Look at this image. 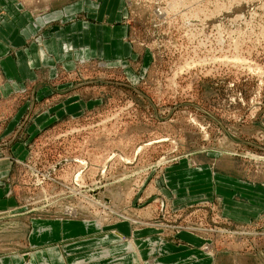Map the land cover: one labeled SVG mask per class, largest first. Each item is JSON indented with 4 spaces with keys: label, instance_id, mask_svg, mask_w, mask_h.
Wrapping results in <instances>:
<instances>
[{
    "label": "rangeland",
    "instance_id": "1",
    "mask_svg": "<svg viewBox=\"0 0 264 264\" xmlns=\"http://www.w3.org/2000/svg\"><path fill=\"white\" fill-rule=\"evenodd\" d=\"M31 1L15 5L51 8ZM123 2L129 57L76 59L0 95V222L75 219L109 235L127 222L126 239L185 232L217 262H263L264 0ZM178 170L193 178L172 184ZM5 236L0 255L19 246ZM154 250L144 260L165 264Z\"/></svg>",
    "mask_w": 264,
    "mask_h": 264
},
{
    "label": "crops",
    "instance_id": "2",
    "mask_svg": "<svg viewBox=\"0 0 264 264\" xmlns=\"http://www.w3.org/2000/svg\"><path fill=\"white\" fill-rule=\"evenodd\" d=\"M48 1L50 9L33 15L25 7L33 3L31 0H22L25 6L20 7L15 0H0L1 96L10 97L25 83L38 81L44 72L50 78L59 67L71 69L76 59H126L132 53V47L124 40L128 27L123 22V0H98L99 4L92 0ZM44 2L39 0L38 4ZM30 104L25 101L9 124H16ZM10 163L0 161V198L6 188L1 181L9 173ZM184 173L193 178L191 172L178 170L171 174L170 182H187L182 177ZM208 179L214 180L210 175ZM8 199H1L0 204L6 205ZM82 222L33 219L30 227L19 218L0 222V235L13 236L19 243H13L12 251L0 255V264H149L151 260H144L143 253L151 247L165 264H264V259L252 262L247 261L250 256L242 255L244 260L233 256V261L217 262L215 256L198 249V237L185 232L178 244L161 239L164 245H148L138 238H158L150 228L133 232V240L125 238L130 232L127 222L113 227L117 232L111 235V228L86 227Z\"/></svg>",
    "mask_w": 264,
    "mask_h": 264
},
{
    "label": "bare ground",
    "instance_id": "3",
    "mask_svg": "<svg viewBox=\"0 0 264 264\" xmlns=\"http://www.w3.org/2000/svg\"><path fill=\"white\" fill-rule=\"evenodd\" d=\"M168 4H169V3H168ZM182 4H183V3H182ZM169 13H170V12H169ZM110 193H111V192H110ZM118 193H119V192H117V194H118ZM120 195H121V194H120ZM116 196H117V195H116ZM103 197H104V195H103ZM93 200H94V199H93ZM93 200H92V201H93ZM93 202L97 203L96 201H93ZM74 209H75V208H74ZM70 212H73V211L70 210ZM107 218H108V217H107ZM132 221H133V220H132ZM233 243H234V242H233Z\"/></svg>",
    "mask_w": 264,
    "mask_h": 264
},
{
    "label": "water",
    "instance_id": "4",
    "mask_svg": "<svg viewBox=\"0 0 264 264\" xmlns=\"http://www.w3.org/2000/svg\"><path fill=\"white\" fill-rule=\"evenodd\" d=\"M264 254V253H263Z\"/></svg>",
    "mask_w": 264,
    "mask_h": 264
}]
</instances>
